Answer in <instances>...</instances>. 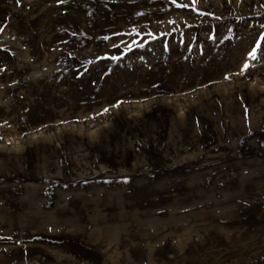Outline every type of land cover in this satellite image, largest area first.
<instances>
[{
    "label": "rangeland",
    "instance_id": "rangeland-1",
    "mask_svg": "<svg viewBox=\"0 0 264 264\" xmlns=\"http://www.w3.org/2000/svg\"><path fill=\"white\" fill-rule=\"evenodd\" d=\"M0 264H264V0H0Z\"/></svg>",
    "mask_w": 264,
    "mask_h": 264
},
{
    "label": "snow or ice",
    "instance_id": "snow-or-ice-1",
    "mask_svg": "<svg viewBox=\"0 0 264 264\" xmlns=\"http://www.w3.org/2000/svg\"><path fill=\"white\" fill-rule=\"evenodd\" d=\"M250 55L252 56L253 59L255 58V49L253 50L252 53H250ZM248 67H249V65L248 64H245L244 65V70H246Z\"/></svg>",
    "mask_w": 264,
    "mask_h": 264
}]
</instances>
